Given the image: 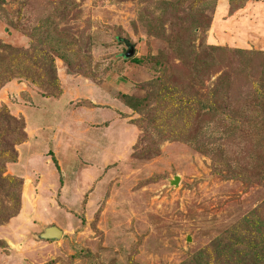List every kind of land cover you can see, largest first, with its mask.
I'll list each match as a JSON object with an SVG mask.
<instances>
[{
  "label": "rangeland",
  "instance_id": "rangeland-1",
  "mask_svg": "<svg viewBox=\"0 0 264 264\" xmlns=\"http://www.w3.org/2000/svg\"><path fill=\"white\" fill-rule=\"evenodd\" d=\"M245 5L0 0V61L46 55L61 86L0 92L29 137L0 168V264H264V0Z\"/></svg>",
  "mask_w": 264,
  "mask_h": 264
},
{
  "label": "trees",
  "instance_id": "trees-1",
  "mask_svg": "<svg viewBox=\"0 0 264 264\" xmlns=\"http://www.w3.org/2000/svg\"><path fill=\"white\" fill-rule=\"evenodd\" d=\"M120 43L126 45L128 49V44L133 45L130 41L126 39H118ZM134 46V45H133ZM3 48L0 46V49ZM3 49L11 50V47H4ZM127 52V51H126ZM125 52V53H126ZM125 53L121 54V60L131 61L134 60L136 63L141 64L135 56L132 59L125 58ZM14 56V55H13ZM39 58V64H26L21 65L14 63L13 59L5 57L0 61V92L4 86L11 82L18 75L21 77L23 75L30 76L39 84V87L49 93L50 96H58L61 92L59 79L57 75L56 64L54 60L47 57L46 55L37 56ZM37 58V59H38ZM128 99V98H127ZM0 107V168L2 169V174L6 173L5 166L7 163H16L18 161L19 155L15 147L26 143L29 137L26 133V122L23 117H15L12 115L6 105H1ZM259 106L262 109L261 113L264 115V95L259 102ZM202 110H209V108L204 107ZM3 126V127H2ZM264 127V126H261ZM264 133V130H263ZM1 174V176H2ZM0 176V177H1ZM5 178V177H3ZM13 177H8L12 179ZM18 181L20 185L23 186V179L17 178L13 179Z\"/></svg>",
  "mask_w": 264,
  "mask_h": 264
},
{
  "label": "water",
  "instance_id": "water-1",
  "mask_svg": "<svg viewBox=\"0 0 264 264\" xmlns=\"http://www.w3.org/2000/svg\"><path fill=\"white\" fill-rule=\"evenodd\" d=\"M125 58L132 59L135 56V46L128 44ZM180 177L176 176L173 180H170L172 186H178L180 183ZM64 232L57 226H48L43 228V232L38 235V239L42 241H59L63 238Z\"/></svg>",
  "mask_w": 264,
  "mask_h": 264
},
{
  "label": "crops",
  "instance_id": "crops-1",
  "mask_svg": "<svg viewBox=\"0 0 264 264\" xmlns=\"http://www.w3.org/2000/svg\"><path fill=\"white\" fill-rule=\"evenodd\" d=\"M230 1H232V0H219V5H222V7H226V3H228L229 4V7H230ZM246 1V5H245V7L244 8H242L241 10H239L238 12H243V10H245V13H246V15H244V16H249L250 14V12H248L249 10H252V9H260V5H262V1L263 0H245ZM255 3L257 4V5H255ZM237 12V13H238ZM258 13H256L255 15H257ZM255 15H252V17H254ZM212 28V27H211ZM250 30V29H249ZM249 31H247L246 33H248ZM243 33H245L244 31H243ZM249 35H250V32L248 33ZM244 37H247L246 36V34L244 35ZM105 111H112L111 109H109V110H105ZM114 112V111H113ZM103 114H105V113H103ZM27 143V142H26ZM26 143H24V144H26ZM24 144H22V145H24ZM22 145H20V146H22ZM19 146V147H20ZM44 227V226H43ZM47 227V226H46Z\"/></svg>",
  "mask_w": 264,
  "mask_h": 264
}]
</instances>
